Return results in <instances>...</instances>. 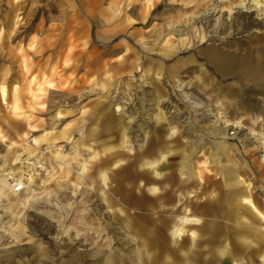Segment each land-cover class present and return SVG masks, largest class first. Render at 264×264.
<instances>
[{
  "label": "rangeland",
  "instance_id": "374dc122",
  "mask_svg": "<svg viewBox=\"0 0 264 264\" xmlns=\"http://www.w3.org/2000/svg\"><path fill=\"white\" fill-rule=\"evenodd\" d=\"M239 1L0 0V264H185L144 247L133 223L170 245L163 225L192 218L189 200L223 202L225 184L264 211L250 133L264 131V0ZM26 158L43 167L16 195L3 174ZM253 223L261 241L244 254L260 263Z\"/></svg>",
  "mask_w": 264,
  "mask_h": 264
},
{
  "label": "crops",
  "instance_id": "0c3cea01",
  "mask_svg": "<svg viewBox=\"0 0 264 264\" xmlns=\"http://www.w3.org/2000/svg\"><path fill=\"white\" fill-rule=\"evenodd\" d=\"M155 61L157 60H154L153 58L148 59V62L151 66L156 65ZM133 64L134 63L128 64L127 61L124 60L117 65V68L119 70L132 68ZM166 68L168 72H172L175 67L167 66ZM3 89L2 93H5ZM4 97L2 95V98ZM156 115L157 117L158 115L162 116L161 112H157ZM90 129L92 133L95 132L94 127ZM69 130L70 124H66L59 131L57 136L52 139L54 141L53 144L55 145L56 141L59 139L68 140L70 138ZM174 131L175 129L172 128V132ZM88 139L89 140L87 141H90V143H88L92 146L95 136L91 135ZM222 145L224 144H218V147L223 148ZM123 147L129 150L127 144L123 145ZM60 152L62 153V148ZM94 155L96 156L97 153H94ZM222 174L225 175L224 177L226 181L235 179L238 175H240L237 169H231V172L228 170L225 172L222 171L221 175ZM225 185L231 188V194L229 196L231 197V207H228L229 197H227V194L224 195V198L222 199L223 202H221L220 199V203H217L214 199H211L212 197L210 196L200 197L199 202L189 200L188 210L191 213L190 217L192 218L182 223L180 220H172L171 222H167L163 225L164 228H166L168 224L171 225L172 229L170 232V245H167L165 240L161 239L159 236L163 245L161 248L159 242L154 240L153 235L151 236L147 231L148 222L146 223L145 221H136L133 223V226L139 229L138 233L145 238V240L143 238L144 247L149 250H152V248H159V250L161 249L160 252L164 255V257L171 252L175 253L176 256L174 258L176 260H184L185 264H229V260L234 261L235 264H244V261L240 260L243 259L244 256L247 257L245 264H264V253L261 254L260 263H255L253 261V257L251 256L252 254L250 256L249 254H244L245 249L250 248L252 244H257L258 238L259 242L261 241V237L257 236V234H254V232L258 233V231L261 229L258 224L253 223L254 220L264 221V211L261 210L260 202L252 195V200L256 206L251 203L246 205L242 201L243 193L241 194V198L238 194L236 197L234 196L235 187L228 184ZM240 213L249 215L252 218V224H245L249 227L246 229L247 231L245 229H241L244 224L238 223L229 225L228 221L226 220L227 218L232 219L236 216L239 217ZM220 217H223L224 219ZM218 218H220V220ZM177 227L181 230L180 235H177L175 232ZM161 236L163 237V235Z\"/></svg>",
  "mask_w": 264,
  "mask_h": 264
},
{
  "label": "bare ground",
  "instance_id": "6f19581e",
  "mask_svg": "<svg viewBox=\"0 0 264 264\" xmlns=\"http://www.w3.org/2000/svg\"><path fill=\"white\" fill-rule=\"evenodd\" d=\"M241 2H242V0H240L237 3L240 4ZM259 2H260V0H255L256 4H258ZM116 109L119 110L120 107L117 106ZM157 118L163 120L162 119L163 117L161 115H158ZM223 121L226 122L227 125L236 124L237 123V121H232V120L225 119V118H224ZM239 126H241V125H236L235 127H239ZM250 133L256 136V139H257V146L256 147L258 149H260V151H261V153L258 155V156H260L259 161L262 163V162H264V131H257L256 129H251ZM34 141H35V139H34ZM60 150L61 149H59L57 147L56 151H55V153L53 155L55 161L58 164L62 163L63 155H64L63 153L60 152ZM94 157H95V155H94ZM25 161H26L27 165H25V166L22 165L23 172H16V170H14L13 168H9V169L7 168L8 169L7 171L4 170L6 172L3 174V176H4V178H3V186H5V185L9 186L11 188V192L13 194H16V195H20V194L23 193V191H26V190L27 191L28 190H32L33 191V189H34L33 186L36 184L35 181H34V175L39 172V171L36 170V167L37 166L38 167H43V165L39 162L38 158H36L34 161H29L28 158H26V159L23 160V162H25ZM13 162H17V158L16 157L13 159ZM84 168H85V165L83 164L81 166L80 170H79V174H81L84 171ZM42 170H44L46 173H49V169L46 170V167H44V169H42ZM49 175H52V174H49ZM100 177L103 180V182L106 181V170L105 169H102ZM17 184H22L23 187H24L23 191L20 192V193H17V192L14 191V187Z\"/></svg>",
  "mask_w": 264,
  "mask_h": 264
},
{
  "label": "built area",
  "instance_id": "2783aa9c",
  "mask_svg": "<svg viewBox=\"0 0 264 264\" xmlns=\"http://www.w3.org/2000/svg\"><path fill=\"white\" fill-rule=\"evenodd\" d=\"M260 153H261V151H260V149H258V155H259ZM259 158H260V156H259ZM262 164H264V162H262ZM23 189H24V187H23L22 184H17V185H15V187H14V191L17 192V193L22 192Z\"/></svg>",
  "mask_w": 264,
  "mask_h": 264
}]
</instances>
